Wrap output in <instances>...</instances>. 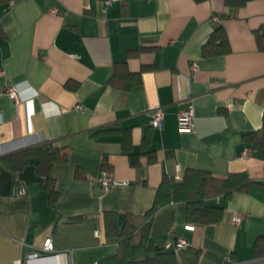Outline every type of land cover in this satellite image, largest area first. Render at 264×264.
Listing matches in <instances>:
<instances>
[{"label":"crops","instance_id":"0c3cea01","mask_svg":"<svg viewBox=\"0 0 264 264\" xmlns=\"http://www.w3.org/2000/svg\"><path fill=\"white\" fill-rule=\"evenodd\" d=\"M10 1L0 0V264L41 249L48 237L57 249L74 248V264H97L118 249L106 235L105 212L118 213L119 228L128 214L142 226L163 175L189 168L240 173L254 184L214 198L223 218L195 230L185 228V203L159 208L150 242L174 249L187 240L176 250L180 264H264L254 255L264 235V160L244 137L263 124L264 52L255 31L264 27V0L239 8L225 0ZM215 16L231 51L204 56ZM123 61L140 72L129 88L135 77L110 81ZM12 84L38 95L17 105L4 93ZM157 105L161 129L151 124ZM188 106L195 128L181 131L178 113ZM46 143L66 153L51 170L56 201L37 157L20 170L2 160ZM148 149L154 161L144 154L134 166L129 152ZM103 171L116 181L108 191L98 183ZM238 213L244 217L236 223Z\"/></svg>","mask_w":264,"mask_h":264},{"label":"trees","instance_id":"16d2710c","mask_svg":"<svg viewBox=\"0 0 264 264\" xmlns=\"http://www.w3.org/2000/svg\"><path fill=\"white\" fill-rule=\"evenodd\" d=\"M249 1L251 0H225V4L228 7L239 8ZM255 37L258 48L264 52V27L255 31ZM230 51L231 45L226 29L222 23L216 22L209 38L202 46V54L214 56L227 54ZM116 66L118 67L110 78L111 82L135 77L124 85V88H129L139 81L140 72L133 74L126 61L119 62ZM244 137L253 150L261 152L264 160V117L262 126L245 133ZM144 154L147 155L148 161H154V150L148 149L145 153L130 151L131 163L134 166L140 164V156ZM31 157H37L38 173L45 178L52 201H56L59 191L51 170L56 162L66 159L64 148L46 143L9 154L2 157V160L10 168L20 170ZM80 175L81 173L78 172V176ZM252 184L253 181H245L240 173L235 172L229 173L226 177H219L208 170L189 168L183 176L164 174L154 202L146 213L147 220L142 226L136 225L132 215L128 214L123 227L119 228L118 213L110 210L105 212L106 235L118 242V249L115 253L100 259L97 264H180L176 251L177 243L172 249L166 242H150V227L155 212L170 203L183 202L186 205L187 221L194 224L196 229L197 225L216 223L223 218L224 207L215 203L214 198L221 195L228 197L234 191L249 190ZM254 255L264 257V235L257 238Z\"/></svg>","mask_w":264,"mask_h":264},{"label":"built area","instance_id":"2783aa9c","mask_svg":"<svg viewBox=\"0 0 264 264\" xmlns=\"http://www.w3.org/2000/svg\"><path fill=\"white\" fill-rule=\"evenodd\" d=\"M16 1L11 0L9 6L15 5ZM111 1H106V5H110ZM52 12L55 13L56 9H52ZM219 18L214 17V22H218ZM192 69L197 70L198 65L196 62L192 64ZM0 74H4V70L0 71ZM4 93L19 105L24 101L32 100L35 96L38 95L37 91H33L31 95H26L25 90L21 84H12L5 86ZM76 108L78 110H83L82 104H77ZM164 110L161 105H157L152 109L151 124L156 128H163L164 126ZM178 126L181 131H191L195 128L194 121V112L191 106L182 108L178 113ZM249 149L243 153V157H246L249 154ZM179 176V175H178ZM98 183L104 191H108L116 181L112 178L111 174L108 171H103L101 176L98 178ZM27 190L25 186H20L19 194H26ZM244 217V214L238 213L235 216V222L239 223ZM185 228L188 230H195V225L188 223L185 225ZM99 231L96 230V234ZM188 244V241L181 239L177 242V248L185 247ZM74 248H65L57 249L54 244L52 237H48L43 244L41 249L34 250L23 255L20 259L7 264H74Z\"/></svg>","mask_w":264,"mask_h":264}]
</instances>
